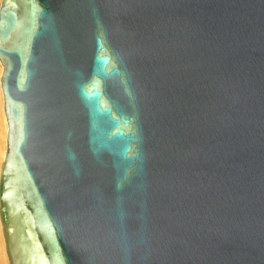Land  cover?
<instances>
[{"label": "water", "instance_id": "water-1", "mask_svg": "<svg viewBox=\"0 0 264 264\" xmlns=\"http://www.w3.org/2000/svg\"><path fill=\"white\" fill-rule=\"evenodd\" d=\"M8 264H264V0H0Z\"/></svg>", "mask_w": 264, "mask_h": 264}, {"label": "bare ground", "instance_id": "bare-ground-1", "mask_svg": "<svg viewBox=\"0 0 264 264\" xmlns=\"http://www.w3.org/2000/svg\"><path fill=\"white\" fill-rule=\"evenodd\" d=\"M2 67L0 65V168L1 164L4 161L5 154H6V140H7V133H8V125L6 121V115L4 113V97L1 88V75H2ZM3 141L4 145L1 144ZM0 264H8L6 253H5V246L4 240L2 236L1 226H0Z\"/></svg>", "mask_w": 264, "mask_h": 264}, {"label": "rangeland", "instance_id": "rangeland-1", "mask_svg": "<svg viewBox=\"0 0 264 264\" xmlns=\"http://www.w3.org/2000/svg\"><path fill=\"white\" fill-rule=\"evenodd\" d=\"M2 70V69H1ZM2 145H4L3 141L1 142Z\"/></svg>", "mask_w": 264, "mask_h": 264}]
</instances>
